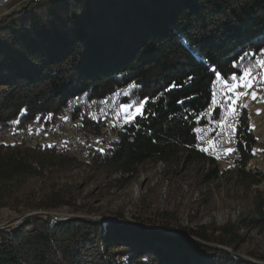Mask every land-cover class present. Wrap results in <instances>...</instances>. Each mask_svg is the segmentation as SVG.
Returning <instances> with one entry per match:
<instances>
[{"label": "trees", "instance_id": "16d2710c", "mask_svg": "<svg viewBox=\"0 0 264 264\" xmlns=\"http://www.w3.org/2000/svg\"><path fill=\"white\" fill-rule=\"evenodd\" d=\"M261 53L264 0L21 4L0 16V131L37 117L58 119L76 98L74 116L80 121V115L83 128L102 134L111 119L118 141H104L84 161L56 149L0 141V183L44 176L75 161L129 176L147 161L181 158L208 164L207 176L233 169L249 186L261 185L264 171L253 163L258 139L247 111L236 97L235 105L223 103L224 83L213 73L250 72L259 66ZM118 90L128 93L120 102L154 98L147 115L129 124L117 117L119 106L107 112L101 101ZM213 92L220 103L213 104ZM255 191L246 217L213 229L164 225V232L144 223L33 214L12 235L0 231V264H203L212 251L227 257L221 264H235L224 247L242 238L240 229L264 225V191ZM73 198L68 190L53 189L27 207L51 212L75 205Z\"/></svg>", "mask_w": 264, "mask_h": 264}, {"label": "rangeland", "instance_id": "374dc122", "mask_svg": "<svg viewBox=\"0 0 264 264\" xmlns=\"http://www.w3.org/2000/svg\"><path fill=\"white\" fill-rule=\"evenodd\" d=\"M20 7L21 5H17L13 10ZM262 60L263 53L259 61ZM250 75L252 87H241L236 91L247 92V95H241L238 99L241 109L247 111L250 127L258 139L254 146L256 157L253 163L264 171V65L259 63L257 68L250 71ZM119 99L121 95L107 100L104 107L107 111H112L114 106H119ZM76 103L78 105V99ZM113 125L115 124L110 119L105 127L116 131ZM208 167V164L184 161L181 158L175 162L150 160L128 176L114 167L93 166L75 161L60 169L61 171L53 169L44 176L16 177L10 182L0 183V231L12 235L23 225L26 217L48 214L46 210L27 207V203L59 188L73 193L72 201H75V205L72 203L51 211L58 220H66L72 216L99 221L120 220L136 225L144 223L168 232L164 225L183 229H195L204 225L213 229L246 217L252 210L255 190L261 188L264 191V182L251 187L233 169L222 171L219 176H207ZM14 204L16 208L13 207ZM76 208L80 211H75ZM88 208L92 209L90 213L86 212ZM162 221L166 222L162 224ZM240 232L242 238L235 245L224 247L225 251L235 264L241 259L264 264V225L240 229ZM210 245L216 248L215 244ZM223 255L212 251L201 260L203 264H221L227 258Z\"/></svg>", "mask_w": 264, "mask_h": 264}, {"label": "bare ground", "instance_id": "6f19581e", "mask_svg": "<svg viewBox=\"0 0 264 264\" xmlns=\"http://www.w3.org/2000/svg\"><path fill=\"white\" fill-rule=\"evenodd\" d=\"M25 1L32 2L35 0H25ZM75 103H76L75 100L70 99L66 105L68 106V110H66L62 114V121L67 129V136H48V143L53 144L50 147L45 143H41V141L38 139L26 140V137H24V135H17L16 144H11V142H6V143H9L16 147L17 146H33L38 149H56L59 152L68 153L84 161L86 159L88 160L90 154L94 151V149L99 147V142L101 145V143H103L104 141L106 142H109V141L117 142L118 141L117 134H115L112 128L106 127V129H104V132L102 134L92 133L84 129L80 121L76 119L74 116ZM60 117L61 115L59 116L58 119H60ZM27 123H20V122L14 123L10 127L1 130L0 135H6L11 130L22 131L23 124H27ZM52 133L53 135H60V126L52 125ZM109 137H111L112 139H110ZM68 139L72 140L73 148H76V149H70L68 148V146H66L68 145ZM86 143L90 146V148H86Z\"/></svg>", "mask_w": 264, "mask_h": 264}, {"label": "snow or ice", "instance_id": "6c2138e0", "mask_svg": "<svg viewBox=\"0 0 264 264\" xmlns=\"http://www.w3.org/2000/svg\"><path fill=\"white\" fill-rule=\"evenodd\" d=\"M245 55H249V53H245ZM243 59V57H241ZM261 65H264V60L258 61ZM233 68L237 67V65H233ZM213 73L216 77V81H222L224 83V90L222 91L221 95L223 97V103L227 105V101L231 100L232 105H235L236 100L233 99V97L239 98L241 95H247V92L240 93L237 92L236 89L238 88H251L252 87V77L250 75V72L248 68L243 69V73L241 75H237L235 72H233L231 75L224 74L222 75L218 70L213 69ZM239 81L238 83H231L229 84L228 81ZM216 81H213L215 83ZM177 85L173 84L171 87H176ZM168 89H166L167 91ZM120 95H128L126 92H115L113 93V97H117ZM162 95V94H161ZM253 98H255V93H252ZM213 96V104L220 103L216 100V93H212ZM150 97H144L140 101L132 100L128 102H119V111L117 112L118 118H123L126 123H133L135 124L137 122L136 118L139 117H145L147 115L146 109L150 102ZM108 101H101V103H107ZM95 103V102H94ZM37 119H40L37 117ZM115 127V125H113ZM196 132H200V129H194ZM199 138V137H197ZM212 143L211 141L209 142ZM102 150V149H101ZM202 151H207V149H201ZM229 152L234 151L233 149H228Z\"/></svg>", "mask_w": 264, "mask_h": 264}, {"label": "built area", "instance_id": "2783aa9c", "mask_svg": "<svg viewBox=\"0 0 264 264\" xmlns=\"http://www.w3.org/2000/svg\"><path fill=\"white\" fill-rule=\"evenodd\" d=\"M12 0H0V10L2 7L6 6L10 3ZM119 91V90H118ZM106 100H113V96L108 97ZM95 105L101 106L98 100H95ZM104 106V103H103ZM117 108V106H114V111ZM68 110V106L63 110L61 113L60 119H53V116H49L47 118H40V119H32L27 124H23V130L22 131H14L11 130L6 135H0V141L4 142H11V144L17 143V135H24L26 137V140L29 139H38L41 141V143L47 144L49 147L53 144L48 143V136H67V129L62 121V114ZM112 111H107L111 113ZM132 124V123H129ZM52 125H59L60 126V135H53L52 133ZM68 148L70 149H76L73 148L72 140L68 139ZM99 146L100 142H99ZM86 148H90V146L86 143Z\"/></svg>", "mask_w": 264, "mask_h": 264}, {"label": "water", "instance_id": "95a60500", "mask_svg": "<svg viewBox=\"0 0 264 264\" xmlns=\"http://www.w3.org/2000/svg\"><path fill=\"white\" fill-rule=\"evenodd\" d=\"M25 3H27V2L22 1V0H12V1H10L9 4H7L6 6L1 8L0 16L6 14V11L9 12L10 10H13L14 7H16L17 5H21V4H25ZM48 213L53 214V212H48ZM170 233H172V232H170Z\"/></svg>", "mask_w": 264, "mask_h": 264}]
</instances>
